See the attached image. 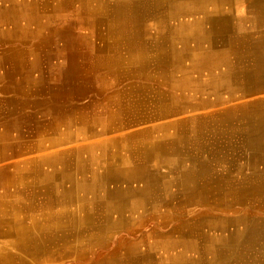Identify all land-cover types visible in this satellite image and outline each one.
<instances>
[{"label":"crops","instance_id":"obj_1","mask_svg":"<svg viewBox=\"0 0 264 264\" xmlns=\"http://www.w3.org/2000/svg\"><path fill=\"white\" fill-rule=\"evenodd\" d=\"M137 5L141 14L102 22L97 42L182 53L175 70L219 87L165 104L111 92L0 96V264H264V0Z\"/></svg>","mask_w":264,"mask_h":264},{"label":"bare ground","instance_id":"obj_2","mask_svg":"<svg viewBox=\"0 0 264 264\" xmlns=\"http://www.w3.org/2000/svg\"><path fill=\"white\" fill-rule=\"evenodd\" d=\"M1 1L5 2L4 0H1ZM16 1L20 5L23 6L22 10L17 9L16 7H13V6L11 7L9 6L5 10H1L0 8V22L5 23L7 21H10L14 24V28L12 30H11V27L7 28L6 31L0 30V39L9 38L11 40V34H12L15 38V41L18 43L17 46L9 47V49H7L6 51L0 52V93L1 94H7V96L9 94H11V96H16V95L18 96L19 95L39 96L42 93H51L53 94V96H77V95L81 96V95H85L90 92H95L98 95H101V94L104 95V94L111 92L108 95L111 94V96L113 97L161 95L159 102H162V104H165L162 101V99L165 100L166 98V100L168 99L169 101L168 97H172V96L179 97V96H194V95H201V94L203 95L205 94V92H208L209 88L216 89L217 87H219V85H217L216 83L212 85L211 84L210 85L201 84L200 76L198 75L199 71H195L197 74L196 76L190 77V76L184 75L183 73L175 70L176 67H178L176 66L177 64L180 65L181 63L184 64L186 62L185 56L182 53L171 54V59H170L168 55L164 53H159L158 55L154 54L152 56L151 54L149 55V53H137L134 51L133 52L130 51V53H126L122 51H117V52L107 51L105 49L104 40L102 41L103 45L97 42L99 41L98 39H100L99 37L105 33V29H104L105 24H101L102 22H104L106 19L108 22L112 20H116V19H122V18H125L129 14H131V16H136L138 14H141L142 10L140 9H142L141 8L142 6L140 7L137 5V3L141 0H54V1H57V4L56 5L54 4V7H52L51 9V13L47 14L46 21L43 23H38L40 25L38 26L36 25L35 30L32 32H30L29 27H25V26L17 29L15 27V24L21 20L31 21L34 18L33 15L29 13L33 11L32 9L33 6L31 4L28 5V3L33 0H16ZM210 4H212V2ZM188 8L189 7H187V9ZM193 8H196V7H193ZM66 9L68 10L71 9L69 10L70 13H78L79 16L81 15L89 16L92 18V22L94 23V26H95L94 32L96 35L90 36L88 38L89 39L88 42H82L83 45H87V48L80 49V52H82L83 54L86 53L85 55L88 56V61H89L88 67L85 64H81L78 58L74 59L73 57L69 56L71 54V51L69 50L72 48H76L77 43H78V36L74 34L72 26L67 23H64L63 25L57 28V27H54L53 25V21L58 23L61 18H65V17H62V15L60 14H61V11H67ZM159 11L160 10H158V12ZM205 16H206V13H205ZM116 28H120V26ZM92 34H93V31H92ZM94 36H96L97 39ZM109 38L111 39V37ZM59 41H64L65 46L63 47V49L59 48ZM7 43L11 44V41ZM134 43L136 44V42ZM29 46L32 47V49L34 50L37 49V50L31 52L28 50ZM64 52L66 53L67 57ZM59 55L62 58H60ZM51 57H53L52 60L50 59ZM170 61H172L173 66H169L171 65ZM50 62L52 64H50ZM55 63H58V64L66 63V66H63L64 68H60V67L57 68L56 65L58 64H55ZM156 63H159V65H156ZM151 64H154V66H158V67L154 69ZM86 69H88V71ZM150 69H153L154 74L149 75L148 70ZM123 79H129L133 81L134 83L129 85L128 88L126 89L116 90L120 86L118 82L123 81ZM141 81L142 82L145 81L146 83L147 81L148 82L149 81H154V82L160 81V84L166 88H169V91H166V92L158 91L156 88L151 89L148 86L143 85ZM173 91L176 93V95H173L174 93ZM186 101H189V100H186ZM197 101L200 104L199 107L201 106L208 107V106H211V104L217 105L218 103L215 99H213L212 101H204V100H197ZM146 102L152 103L151 101H146ZM192 102H195V101H192ZM29 103H32V102H29L28 100L14 101V105L16 108H18L19 106L21 108L25 107ZM173 106L175 109L183 110L185 109L187 105H185V101L183 99V101L175 102ZM173 106L165 105V106H161L160 109L161 111H164L165 109L166 110H168L169 108L172 109ZM101 108L102 109L108 108L110 109V111H113V112H120L121 110L126 109L125 107L112 108V107H107V106L101 107ZM119 118L120 116L118 114L109 117V119H112L113 121L119 120ZM146 130H149V129H146ZM104 153L105 152H103V154Z\"/></svg>","mask_w":264,"mask_h":264},{"label":"rangeland","instance_id":"obj_3","mask_svg":"<svg viewBox=\"0 0 264 264\" xmlns=\"http://www.w3.org/2000/svg\"><path fill=\"white\" fill-rule=\"evenodd\" d=\"M4 1L5 2L0 0L1 10H5L9 6L10 7L11 6L16 7L17 9H20V10L23 9V6L20 5L16 0H4ZM5 3H7V4H5ZM29 4H31L33 6V7L31 6L33 9V11H32L33 13L29 12L34 17L31 20V26L35 27L37 22L43 23L46 21L47 14L51 13V9H52V7H54V4L55 5L57 4V1H54V0H33V1L29 2L28 5ZM66 10L67 11H61L60 10L61 11L60 15H62V17H65V18H61L58 23L53 21V25H54V27H57V28L60 27L61 25H63L64 23H67V24L72 26L74 34L78 36V43H77L76 48H72L69 50V51H71V54L69 56L73 57L74 59L78 58L80 60L81 64H85L88 67L89 66L88 56L85 55L86 53L83 54L82 52H80V49L87 48V45H83L82 42H88L89 41V39H88L89 35H88V33L86 34V30H85L86 27L91 29V26H92V28L95 29L94 28L95 26L93 27V25H92V23H93L92 18L89 16H86V15L79 16L78 13H70L69 10H71V9H69V10L66 9ZM39 19H41V20H39ZM10 27H11L10 21H7L5 23L0 22V30L1 31H3V30L6 31V29L10 28ZM15 27L18 29V28H21L22 26H20L19 22H17L15 24ZM10 41L11 40L9 38L0 39V46H1L0 52H4L5 49L11 47V44L7 43ZM13 43H14L13 47L17 46V44H18L16 41H14ZM64 44H65L64 41H59V48L63 49V47L65 46ZM86 51H87V49H86ZM65 55H66V53H65ZM66 57H67V55H66ZM50 59L52 60L53 57H51ZM50 64H52V63L50 62ZM55 64H58V63H55ZM56 66H57V68L58 67L64 68L63 66H66V63H63V64L59 63ZM86 70L88 71V69H86ZM5 95L7 96V94H1L0 93V96H5ZM51 95L53 96V94H51V93H42L39 96H51ZM8 96H11V94H9ZM16 96H18V95H16ZM19 96H21V95H19ZM89 96H91V95H89Z\"/></svg>","mask_w":264,"mask_h":264}]
</instances>
